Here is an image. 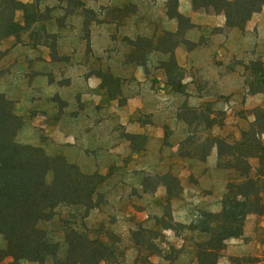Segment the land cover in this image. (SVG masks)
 Returning a JSON list of instances; mask_svg holds the SVG:
<instances>
[{
	"label": "crops",
	"instance_id": "obj_1",
	"mask_svg": "<svg viewBox=\"0 0 264 264\" xmlns=\"http://www.w3.org/2000/svg\"><path fill=\"white\" fill-rule=\"evenodd\" d=\"M168 1L149 4L144 21L149 19L148 24L154 26L147 33L153 38V47L147 53L141 51L142 61L133 58L136 49L127 44L129 35L123 24L120 31L114 22L99 28L90 23L85 29V16L79 12L72 17L64 3L62 20L51 17L43 23L28 21V13L18 10L15 21L19 27L0 42V93L23 118L18 139L44 149L49 156L64 157L84 173L98 174L102 178L98 193L105 195L109 207L104 210L126 225L134 217L150 221L165 208L174 223L187 226L200 210L220 213L222 203L217 199L225 194L230 181V173L218 168L216 147L206 160L199 158L206 139L194 138L192 122L170 102L171 85L163 65L168 58L174 56L183 71L221 79L231 88L222 96L255 106L260 101L264 106L261 92L249 93L241 87L239 74L223 71L226 47L233 57L249 53L246 34L231 30L226 47L220 45L225 37L214 36L210 27L223 28L224 23L197 13L191 4L179 9L192 25L182 30L161 9ZM128 3L139 4L142 11L146 0H99L117 10ZM71 17L76 21H70ZM157 28L173 36L182 33L184 38L174 48L159 49L163 37ZM181 82L190 87L196 84L189 74ZM185 97L178 95L176 100ZM190 99L198 101L193 105L197 111L207 96L192 94ZM228 120L215 122L210 135L235 144L239 130L234 131L237 142L233 143ZM164 231L180 239L173 229Z\"/></svg>",
	"mask_w": 264,
	"mask_h": 264
},
{
	"label": "trees",
	"instance_id": "obj_2",
	"mask_svg": "<svg viewBox=\"0 0 264 264\" xmlns=\"http://www.w3.org/2000/svg\"><path fill=\"white\" fill-rule=\"evenodd\" d=\"M41 0H35L39 4ZM67 1V0H66ZM34 3V4H35ZM84 12L93 11L78 1ZM196 9H213L226 18L229 30L242 28L254 14L259 13L264 0H193ZM32 5L19 0H1L0 42L19 26L15 21L18 10L28 12ZM85 16V15H84ZM171 18L179 24L187 20L178 10ZM169 85L182 81L183 69L174 56L166 65ZM20 118L14 105L0 93V236L6 248L0 250V264H102L109 262L117 249L108 242L91 237V230L77 228L78 211L85 209L84 219L98 208L96 198L102 178L98 174L84 173L81 168L62 156H49L44 149L34 148L27 158L17 159L16 136L21 129ZM264 109L256 112V121L235 144L212 134L204 141L199 158L206 160L212 148L218 150V168L228 170L230 177L222 200L220 213H205L199 226L176 224L169 215L168 229L178 232L189 229L208 236L207 243L198 246L199 264H219L220 252L230 239L244 236V227L250 214L264 216ZM259 160V167H252L251 159ZM52 180L49 181V176ZM69 209L71 227L48 230L44 227L58 217L59 208ZM76 208V215L73 210ZM73 209V210H72ZM61 220V219H60ZM59 220V221H60ZM58 238L61 240L56 241ZM110 254V255H109ZM161 254V253H160ZM11 258V262L6 260ZM51 262V263H49Z\"/></svg>",
	"mask_w": 264,
	"mask_h": 264
},
{
	"label": "rangeland",
	"instance_id": "obj_3",
	"mask_svg": "<svg viewBox=\"0 0 264 264\" xmlns=\"http://www.w3.org/2000/svg\"><path fill=\"white\" fill-rule=\"evenodd\" d=\"M21 1L27 2L28 0ZM78 1L84 3L87 9L93 11L94 14L91 12L86 13L80 9ZM153 2L154 0H146V4L141 11V7L138 6L139 4L133 3H128L121 10H117L116 6L99 4V0H41L39 4H33L27 13L28 21L30 22L37 20L43 23L47 22L51 17L55 20H62L64 11H61V5L64 3V6L68 7L66 11L72 17L76 16V13L79 12L85 15L87 23L85 29L88 28L90 23L96 24L98 28L102 27L104 23L105 25L115 23L118 25V31H120V25L123 24V30L129 35L126 38L127 44L136 49L135 54H132L133 58L142 61L144 60V56L141 54V51L143 50L147 53L153 47V42L151 41L153 38H151L150 34L147 35V33H151L150 29H154V26H152V23L148 24L149 19L144 21L147 17L148 9H150L149 4ZM190 4L197 13L212 16L213 22L224 23L223 28L210 27V32L214 36L216 34L223 35L225 42L223 44L220 42L219 44L225 46L231 30L226 27V18L223 14H217L213 9H196L193 5V0H169L161 9H165L171 17L176 10L179 11L180 7L184 10ZM90 5L94 6L95 9ZM72 17L70 21L75 22L76 17ZM66 18L64 20H67ZM175 21L178 22L176 19ZM179 25L182 30L189 28L187 20L181 22ZM232 30L246 34L249 40L247 42L249 44L247 47L249 53L242 57H233L230 54L231 51L229 52L228 47L225 46L226 53L222 58L225 66L223 71L225 74H230L231 72L239 74L241 87L244 90L249 93L261 92L264 97V6L259 13L253 15L244 27ZM156 31L161 33L160 37H163L158 44V48L162 50L176 47L184 38L182 33L173 36L159 31L158 28ZM83 37H87V33H83ZM236 44L241 45V42L235 41ZM243 47L246 49V46L243 45ZM169 61L170 59L168 58L163 65L166 67ZM183 74L184 78L188 74L193 76L196 84L191 87L182 84V82L179 84L178 80L174 77L175 85L170 86L171 90L169 94L172 96L170 102H173L174 106L179 107L182 110V115L192 122L194 138L203 137L207 139L208 135L212 132L213 127L211 128V126L215 122L223 124L226 119L230 118L227 125H229L228 132L231 140L233 143L237 142L234 131L239 130L238 142L241 141L243 134L256 121L255 114L257 110L264 109V106L261 105L262 102L258 101L259 104L255 106L254 102L248 103L247 100L233 101L227 95L222 96L231 88L224 85L221 79L217 81L214 78H205L198 71L195 72L193 70H185ZM198 93L206 95L207 99L203 102V106L197 109V112L193 105H198V101L190 99V96ZM178 95L186 96L185 100H176ZM20 120L23 125V118H20ZM18 133L16 143L20 154L17 155V159L20 160L31 156L33 149L40 147L20 141ZM197 152L202 153V150L199 149ZM250 163L254 168V173H256L255 170L259 167V160L252 159ZM224 171L230 173L231 177L234 175L228 170ZM51 178L52 175L50 174L49 181L52 180ZM262 180L264 181V178ZM223 196L217 199L219 203H222ZM106 204V197L101 194L96 198L98 208L91 211L86 219H84L86 210L82 208L81 211H78V220H75L79 231H84L83 227L86 226L91 230V237L100 242H108L117 249L116 254L111 256L113 260L107 263L103 262L102 264H199L198 257H200V253L202 252L198 246L207 243L208 236L189 229H181L176 234L177 237L179 236L178 238L182 239L180 240L174 237L171 231H164L169 225L168 208H165L161 215L155 214L152 216L153 219L150 221L142 222L137 217H134L130 220V224L126 225L118 221L109 211L104 210L109 208L106 207ZM56 212L58 217L54 222L44 227L49 228L48 230H54L59 227L62 229L72 226L71 222L74 219L71 220L69 209L61 207ZM76 212L75 208L73 210L74 215H76ZM200 212L201 214L192 223L195 226L201 224L203 214L209 213L208 210H200ZM130 226L131 228H129ZM59 240L61 238L57 236L56 241ZM6 245V241L0 236V250L6 248ZM220 255L221 257L218 259L219 264H264V216L250 214L245 222L244 236L239 239L228 240L225 249L220 252ZM11 261L12 259L8 258L6 263ZM23 264L39 263L25 261Z\"/></svg>",
	"mask_w": 264,
	"mask_h": 264
}]
</instances>
